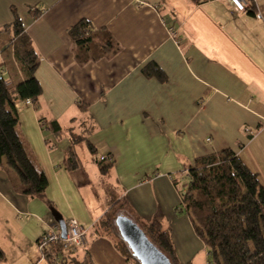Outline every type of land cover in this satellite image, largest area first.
Listing matches in <instances>:
<instances>
[{
	"label": "crops",
	"instance_id": "obj_1",
	"mask_svg": "<svg viewBox=\"0 0 264 264\" xmlns=\"http://www.w3.org/2000/svg\"><path fill=\"white\" fill-rule=\"evenodd\" d=\"M11 7L39 59L42 91L37 105L17 104L18 130L47 178L50 204L17 191V177L0 165V264H50L37 241L51 206L86 228V247L73 255L129 264L108 237L93 234L113 196L141 218L169 224L179 263L192 260L204 245L177 210L185 167L230 148L264 187V0L243 13L226 0H0V27L12 21ZM29 7L40 13L33 17ZM81 18L107 30L116 49L80 61L68 29ZM9 36L0 35V46L10 49L15 80L2 53L0 63L12 86L25 76ZM148 63L163 77L145 74ZM39 118L55 119L64 135L57 138ZM68 128L95 147L74 146L84 152V144L90 156L83 162L77 152L75 170L59 165ZM107 155L114 163L103 176L97 159Z\"/></svg>",
	"mask_w": 264,
	"mask_h": 264
},
{
	"label": "trees",
	"instance_id": "obj_2",
	"mask_svg": "<svg viewBox=\"0 0 264 264\" xmlns=\"http://www.w3.org/2000/svg\"><path fill=\"white\" fill-rule=\"evenodd\" d=\"M192 1L202 3L208 0ZM253 8L254 3L247 11ZM29 12L36 17L40 10L29 7ZM11 13L13 19L0 27V35H10L6 45L12 44L15 61L25 78L10 86L3 77V63H0V165L13 171L17 177V191L50 204L45 197L47 178L18 130L17 104L30 99L37 105L42 91L35 76L39 59L14 7H11ZM68 33L75 44L76 56L82 62L88 58L97 59L116 49L111 34L104 28L96 29L86 18L70 26ZM143 71L147 75L163 77L154 63L145 65ZM43 119L39 118L41 126L45 124L57 138L64 135L65 130L55 119L45 122ZM83 131L91 130L86 126ZM67 133L70 145L65 149L59 165L75 170L81 162L74 146L84 141L91 153L95 152V147L84 134L74 132L72 128H68ZM107 157L108 161L97 159L103 176L114 163L110 155ZM184 171L185 187L179 189L176 184L180 199L177 210L189 217L195 234L204 245L208 264H264V187L257 175L230 148L199 156ZM110 187L113 188L109 185L108 190H111ZM51 213L56 220L59 214L52 206ZM119 215L137 223L148 239L169 257L171 264H180L171 240L170 225H164L156 218L146 223L124 197L113 196L110 206L95 224L93 234L108 237L129 264H140L118 232L115 218ZM57 250L61 252V248ZM3 258L0 248V260ZM70 259L75 264H91L87 257L80 259L69 253L63 264L69 263ZM46 260L52 264L49 259Z\"/></svg>",
	"mask_w": 264,
	"mask_h": 264
},
{
	"label": "built area",
	"instance_id": "obj_3",
	"mask_svg": "<svg viewBox=\"0 0 264 264\" xmlns=\"http://www.w3.org/2000/svg\"><path fill=\"white\" fill-rule=\"evenodd\" d=\"M236 13L246 12L254 0H226ZM260 18L259 14L255 15ZM173 37L174 31L170 33ZM27 104H31L30 99H26ZM101 160L107 159V156L100 157ZM45 229L40 234L37 245L41 254V258L49 259L52 264H63L66 261V255L75 254L80 249L86 247L87 236L86 228L78 222L77 219L70 217L65 220L66 235L65 238L61 237L59 225L52 217L51 220L45 222ZM61 248V252L57 249Z\"/></svg>",
	"mask_w": 264,
	"mask_h": 264
},
{
	"label": "water",
	"instance_id": "obj_4",
	"mask_svg": "<svg viewBox=\"0 0 264 264\" xmlns=\"http://www.w3.org/2000/svg\"><path fill=\"white\" fill-rule=\"evenodd\" d=\"M56 221L59 225L61 237L65 238V220L61 215H58ZM115 224L121 238L140 264H171L169 257L148 239L141 227L131 218L119 215L115 218Z\"/></svg>",
	"mask_w": 264,
	"mask_h": 264
},
{
	"label": "rangeland",
	"instance_id": "obj_5",
	"mask_svg": "<svg viewBox=\"0 0 264 264\" xmlns=\"http://www.w3.org/2000/svg\"><path fill=\"white\" fill-rule=\"evenodd\" d=\"M0 53H2V55H3V58L5 60V65L7 66V70L9 71L10 76L13 77L14 80H15V73L14 72L16 70V66H15L14 61L11 59L10 49L9 48L8 49H2L1 46H0ZM82 146L84 148V152H82L78 148H77V152L79 153L80 158L84 162L85 159H86L84 157L89 156V151L86 149V147L84 146V144H82ZM178 180H179V182H178L179 189L184 188L185 187V184H186V183H184V181H186V178H183V177L181 178V176H178ZM144 220L147 223L148 219H144ZM200 250L201 251L199 253H197V255L192 260L188 261L185 264H208V261H207V253H206L205 248L203 247ZM68 264H75V263L73 261H71V259H70ZM180 264H182V263H180Z\"/></svg>",
	"mask_w": 264,
	"mask_h": 264
}]
</instances>
